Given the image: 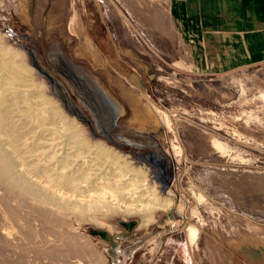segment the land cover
Returning a JSON list of instances; mask_svg holds the SVG:
<instances>
[{"label":"rangeland","instance_id":"1","mask_svg":"<svg viewBox=\"0 0 264 264\" xmlns=\"http://www.w3.org/2000/svg\"><path fill=\"white\" fill-rule=\"evenodd\" d=\"M53 1L49 10L26 14L18 0H0V65L7 67L0 75L20 65L22 106L44 120L37 136L46 142L41 155L30 146L40 155L31 160L57 151L73 169L82 166L95 189L134 178L149 195L132 212L121 204L96 221L73 210L46 214L0 184V264H264V105L241 101L254 91L240 94L236 81L230 105L223 96L211 101L200 85L158 68L147 82L150 97L142 96L108 67L94 34L78 32L81 23L90 26V0ZM113 3L103 2V19L115 26L124 53L147 65L143 31L127 19L141 25L146 2ZM116 106L124 111L113 119ZM168 199L170 207L156 210ZM190 225L199 229L196 245Z\"/></svg>","mask_w":264,"mask_h":264},{"label":"crops","instance_id":"2","mask_svg":"<svg viewBox=\"0 0 264 264\" xmlns=\"http://www.w3.org/2000/svg\"><path fill=\"white\" fill-rule=\"evenodd\" d=\"M103 2L90 0V26L81 23L78 32L93 33L94 47L108 54V67L142 96L150 97L147 82L159 68L183 82L200 85L201 96L211 101L223 96L229 105L232 84L239 81L235 87L240 94L254 91L251 100L243 96L242 102L258 106L259 100L264 105V0H144L149 13L143 23L138 26L127 19L136 31H143L147 65H141L136 55L124 53L115 26L107 16L103 19ZM54 4L53 0H18V10L31 14L28 10H49ZM116 108L120 113L115 118L124 111ZM198 236L199 229L190 225L189 242L196 245Z\"/></svg>","mask_w":264,"mask_h":264},{"label":"bare ground","instance_id":"3","mask_svg":"<svg viewBox=\"0 0 264 264\" xmlns=\"http://www.w3.org/2000/svg\"><path fill=\"white\" fill-rule=\"evenodd\" d=\"M5 69H7L6 64L0 65V72ZM21 69L19 65L14 70L6 72L5 76L0 75V184L9 191H19V196L28 199L46 214L53 211L64 216L66 211L73 210L76 217L90 215L96 221L105 214L102 213L105 210L109 213L123 209L121 204H129V207L125 208V210L127 209L125 212H132L137 203H143L142 201L147 198L149 191L146 190V184L140 183L134 178L129 179L128 182L119 179L118 182L116 181V186L103 183L102 189L98 187L95 189L83 167L79 165L78 168L73 169V163L69 161V158L64 156L59 159L57 151L42 152V160L38 159L32 162L31 157H39L40 149L44 148L43 144L46 142V138L37 136V129L43 126L44 120L40 118V115L29 117L27 109L22 106L23 98L19 94L21 85L16 74L17 72L19 74ZM33 118L39 122L38 128L30 126ZM29 141L30 143H28ZM76 143L85 145L84 142ZM32 144H37L36 150H39L40 155L31 152ZM28 149L32 153L28 155L29 158L27 157V153H30L27 151ZM100 154L102 152L98 148L95 155L98 157ZM29 159L31 163H29ZM21 167L25 171H22ZM69 167L72 169L66 172L67 169H70ZM37 173L41 176L39 177ZM119 177L123 178L124 176L120 175ZM140 187H144V191L141 189L142 192L138 196L137 191ZM89 193L99 196H85ZM123 193L129 194L124 196ZM122 196L124 197L121 198ZM80 197H90L91 200L85 205L78 200ZM147 201L146 203H151L149 200ZM171 203L172 200L168 199L164 206L160 204L156 210L159 207L167 209ZM146 224L149 223L146 222ZM125 225L129 229L132 222L125 223ZM97 232L103 235L101 231H93V234Z\"/></svg>","mask_w":264,"mask_h":264},{"label":"water","instance_id":"4","mask_svg":"<svg viewBox=\"0 0 264 264\" xmlns=\"http://www.w3.org/2000/svg\"><path fill=\"white\" fill-rule=\"evenodd\" d=\"M28 52L30 53V55H34V52L33 51L28 50ZM42 71H43L44 74L48 75L49 77H52V75H50L46 70L43 69ZM114 122H115V120L113 121V125H114Z\"/></svg>","mask_w":264,"mask_h":264},{"label":"flooded vegetation","instance_id":"5","mask_svg":"<svg viewBox=\"0 0 264 264\" xmlns=\"http://www.w3.org/2000/svg\"><path fill=\"white\" fill-rule=\"evenodd\" d=\"M115 119V116L113 117ZM117 118V117H116Z\"/></svg>","mask_w":264,"mask_h":264}]
</instances>
